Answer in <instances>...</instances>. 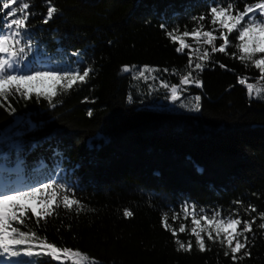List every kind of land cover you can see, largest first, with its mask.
<instances>
[{"label": "trees", "instance_id": "trees-1", "mask_svg": "<svg viewBox=\"0 0 264 264\" xmlns=\"http://www.w3.org/2000/svg\"><path fill=\"white\" fill-rule=\"evenodd\" d=\"M52 2L60 13L47 24L42 22V0L27 10L36 13L28 24L38 48L73 68L78 66L73 53L79 51V66L91 64L95 71L86 84L54 98L55 107L35 96L10 98L15 112L0 107V130H8L11 138L0 143V150L8 154L9 166L21 157L30 176L41 163L45 173L59 171L58 178L95 211L77 214L61 207L39 226L32 217L30 226L49 242L80 250L100 264H264L260 218L253 224L255 238L245 233L249 243L236 254L243 259L235 261L204 233L206 250L199 251L190 235L191 217L180 214L172 220L185 203L209 215L215 209L225 216L235 210L243 220L264 212V100L250 102L246 86L238 83V76L257 78L259 70L234 59L235 47L227 49L228 55L212 54L199 76L203 87L186 85L182 94L186 99L201 96L198 112L173 108L166 98L170 93L161 86V81L178 84L171 70L186 71L189 59L188 50L175 51L178 42H171L161 25L179 27V35L195 26L192 17L205 14L201 23L211 30L206 14L213 0ZM237 6L243 10V0ZM236 35L229 36L232 45L239 43ZM196 56L192 52L194 63ZM124 65L136 68L122 72ZM145 65L160 70L151 73L156 79H133ZM21 117L24 121L14 128ZM249 205L256 211L246 212ZM125 209L133 215L124 217ZM163 213H168L175 237L162 226ZM180 223L186 226L184 233L178 230ZM176 239L191 240V251H177ZM40 264L50 262L45 258Z\"/></svg>", "mask_w": 264, "mask_h": 264}, {"label": "snow or ice", "instance_id": "snow-or-ice-1", "mask_svg": "<svg viewBox=\"0 0 264 264\" xmlns=\"http://www.w3.org/2000/svg\"><path fill=\"white\" fill-rule=\"evenodd\" d=\"M42 3L46 6L42 22L47 24L60 13V9L52 0H42ZM243 3L244 7L241 10L237 6L238 0H213L206 14L210 25L213 26L211 30H204L205 25L201 23L206 18L205 14L192 17L195 26L191 30L185 27L179 35L176 34L179 27L167 30L166 25H161L171 42H178L176 52L183 53L185 49H191V44L187 43L185 38H194L198 45L193 50L197 54L195 63L190 51L187 53L189 59L185 66L186 71L171 70L178 76V84L161 81V86L170 93L167 99L173 103L181 101L182 94L188 90L186 85L202 88L199 76L207 66L205 62L210 61L214 53L228 55L227 49L231 46L237 50L231 54L234 59L244 63L245 68L250 62L260 73L257 78L238 76V83L246 86L250 102L253 99L264 100V0H253L252 3L243 0ZM33 5L34 0H0V107H6L10 113L15 112V108L11 107V99L16 98L29 100L35 96L38 102L43 98L49 106L55 107L54 98L67 94L74 86L86 84L90 74L95 71L91 64L79 66L81 64L79 51L73 53L78 64L73 68L70 63L64 65L62 60H56L38 48L30 31L31 26L28 24L29 19L36 15L35 12L27 11ZM234 32L239 43L232 45L229 36ZM217 40L222 42L217 45ZM201 45L208 47H203L201 51ZM220 67L224 68L225 65L220 64ZM135 68V65H124L121 71L130 72ZM158 71L160 70L145 65L134 73L133 79H143L147 82L150 78L156 79L151 73ZM250 79L255 82H248ZM87 99L85 97V100ZM128 100L131 102V95L128 96ZM179 106L198 112L201 110V96H190L187 103L181 102ZM87 114L91 116L92 111L89 110ZM10 138L8 130H0V143H7ZM11 146L16 150L20 149L18 143ZM44 168L45 165L41 163L33 169L34 175L30 176L21 157L17 156L12 166H9L8 154L0 150V264H40L45 258H48L50 264L51 262L65 264V261H71V264H100L80 250L49 242L46 236L41 237L38 231L30 226L32 217L36 218L35 223L39 226L41 220L58 215L57 210L61 207L66 211L75 210L77 214L85 210L95 211L86 208L82 201L76 198L74 188L58 178L59 171L55 174L45 173ZM249 210L255 212L256 208L249 205L245 211ZM180 214L184 219L191 217L190 235L195 237L199 251L206 250L205 239L202 236L204 233L209 241L213 243L218 241L221 247L226 248L225 256L231 252L233 261L243 259L236 254L246 249L249 243V237L245 233H253V224L257 218L264 220V212L259 213L258 217L243 220L235 210L225 216L220 209H215L209 215L204 208L197 210L195 204L188 203L181 206L180 213L173 212L172 220L176 221ZM132 215L128 209L123 211L124 217ZM162 226L176 236V230L168 223V213L162 214ZM258 227L264 230V223H260ZM178 230L184 233L185 224L180 223ZM175 243L178 246L177 251L190 252L193 246L191 240L185 244L176 239ZM244 255H249V252L245 250Z\"/></svg>", "mask_w": 264, "mask_h": 264}, {"label": "rangeland", "instance_id": "rangeland-1", "mask_svg": "<svg viewBox=\"0 0 264 264\" xmlns=\"http://www.w3.org/2000/svg\"><path fill=\"white\" fill-rule=\"evenodd\" d=\"M187 43H189V44H191V49H185V50H188L189 52L190 51H192V52H194L193 50L194 49H196L197 48V44H196V42H189V41H186ZM184 50V51H185ZM181 102H184V103H187V99H186V96H181V101H177L176 103H173L172 102V107L174 108V107H176L178 110H183V111H190L188 108H182V107H180L179 105H180V103ZM192 112H195V111H192ZM202 224H203V221L201 222ZM213 235L215 236V233H213ZM235 242V241H234Z\"/></svg>", "mask_w": 264, "mask_h": 264}, {"label": "water", "instance_id": "water-1", "mask_svg": "<svg viewBox=\"0 0 264 264\" xmlns=\"http://www.w3.org/2000/svg\"><path fill=\"white\" fill-rule=\"evenodd\" d=\"M127 73H130V72H127ZM23 121H24V118H23V117L18 118V119L16 120V122L14 123V126H15V127H18L19 125L22 124Z\"/></svg>", "mask_w": 264, "mask_h": 264}]
</instances>
